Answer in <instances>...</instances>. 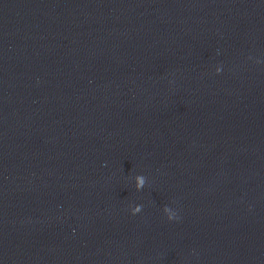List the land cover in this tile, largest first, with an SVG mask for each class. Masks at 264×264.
I'll use <instances>...</instances> for the list:
<instances>
[{
  "label": "water",
  "instance_id": "1",
  "mask_svg": "<svg viewBox=\"0 0 264 264\" xmlns=\"http://www.w3.org/2000/svg\"><path fill=\"white\" fill-rule=\"evenodd\" d=\"M0 264H264V0H0Z\"/></svg>",
  "mask_w": 264,
  "mask_h": 264
}]
</instances>
